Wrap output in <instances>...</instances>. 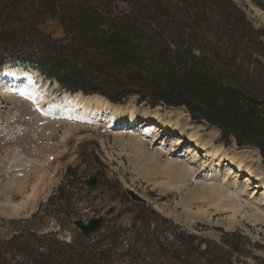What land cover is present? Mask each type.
Segmentation results:
<instances>
[{
	"label": "rangeland",
	"instance_id": "rangeland-1",
	"mask_svg": "<svg viewBox=\"0 0 264 264\" xmlns=\"http://www.w3.org/2000/svg\"><path fill=\"white\" fill-rule=\"evenodd\" d=\"M230 1L253 29L264 32L262 9L252 0ZM253 58L264 68V56ZM9 65L22 70L30 97L19 85L13 86L14 93L0 90V264H264V222L253 218L254 212L264 216V190L257 182L239 173L195 169L202 167L204 159L196 157L191 144L161 135L150 125L140 123L117 133L93 120L50 115L57 112L54 108L64 110V96L76 95L64 94L32 69ZM4 69L0 67L1 73ZM42 92L51 99L43 108L45 116L34 109V97ZM115 107L152 112L171 123L174 113L178 114L182 131L195 133L203 144L240 158L253 176L264 178V164L256 148L239 147L234 141L223 144L216 128L191 120L184 108H150L137 97ZM145 130L153 132L149 138L156 137V143L145 145L154 154L148 167L149 157L143 154V159L140 154L144 161L137 160L141 145H131L133 133ZM127 146H133V152ZM49 156L55 160L48 161ZM181 158L190 160L187 183L166 182L161 169L166 164H180ZM96 171H100L99 182L90 190L85 182ZM211 175L216 179H209ZM221 186L223 193L233 197L220 195ZM127 191L145 202L133 201ZM198 191L201 198L188 201ZM235 198L242 206L238 213L230 209ZM102 217L101 229L87 238L74 226L76 220L86 223ZM41 255L49 257L42 259Z\"/></svg>",
	"mask_w": 264,
	"mask_h": 264
},
{
	"label": "trees",
	"instance_id": "trees-1",
	"mask_svg": "<svg viewBox=\"0 0 264 264\" xmlns=\"http://www.w3.org/2000/svg\"><path fill=\"white\" fill-rule=\"evenodd\" d=\"M263 39L230 0H0V66L117 105L182 107L264 164Z\"/></svg>",
	"mask_w": 264,
	"mask_h": 264
},
{
	"label": "bare ground",
	"instance_id": "bare-ground-1",
	"mask_svg": "<svg viewBox=\"0 0 264 264\" xmlns=\"http://www.w3.org/2000/svg\"><path fill=\"white\" fill-rule=\"evenodd\" d=\"M7 71L10 72V73H7ZM12 72H15V73H12ZM16 73H19V75H16ZM18 85L19 86H23L25 92L28 93V95L30 97L29 87H27L28 86V83H27V79H26L25 75H23L21 77V71L20 70H14V69H11L10 70V69H8L6 67L4 69V72L2 74H0V90H3V91L8 92V93H14V90L12 89L13 86H18ZM23 87L21 89L22 96H23V98H26V96H25V94L23 92ZM47 95H45L42 92V93H39L37 95V97H34L37 100L35 102V104L37 103V105L39 107L37 109L38 114H41L42 115V112H43L42 109L45 108L44 106L49 101H51V99L49 98L50 96L48 97ZM5 97H7L8 99L11 98L10 95H6ZM83 97H98V98L90 99V98H83ZM29 99L31 100V102L33 101V98H29ZM25 100L27 101V99H25ZM61 101L66 105L65 108H64V110L62 111L60 109V107H59V109L58 108H54L52 110L57 109V110H55L57 112H52L51 111L50 115L52 114V115H55L56 116V115L65 114V116H67V115H69V116L73 115L75 118H77V116H78V118L80 120H84L85 122L92 121L93 120V122H96L97 124L98 123L99 124L102 123V125L105 124L106 126H108V128L110 130H116V132H117V130H121L123 132V131H127L129 129L136 128L140 123H142V126H149L150 125V126H152L151 128L153 130H156L155 132H157V133H159L161 135H166L167 134L170 137H177L179 139H183L187 144H191L190 148H193L194 153L197 154L196 157H198V155H199L202 159H204V162L202 163V167L201 168H198L197 167L195 169H197V170L198 169H202L203 170V169H206V168H214L215 170L223 171L224 173L225 172L226 173H229V174H234V173H237L238 174L239 173V174H241V175H243L245 177H248V179L249 180H252V182H255V183L257 182L259 184V186H257V187L260 188L261 190H264V182H260V180L264 181V178H260V177L253 176L251 170L247 166H245L244 161H242L240 158H235V157L229 156L227 152H224L221 148H218L217 146H213L211 144L207 146V145L203 144L200 140H198V135H196L195 133H189V134H187L184 131H182L180 125H178L181 122V119H180L181 117L178 114H175L174 113L175 121L173 123H171V121H167L164 118L160 117L159 114H158L159 116H157L156 114H154L152 112L140 113V112H137L138 111L137 109H134L132 107H115L116 105H113V104L109 103L108 101H105L104 99H102L99 96H82V95L76 94V96H73V97H71V96H64L61 99ZM82 110L85 111V112L79 113L80 111L82 112ZM55 119H57V118H55ZM168 119H169V117H168ZM43 124H45V123L43 122ZM39 126H41V125H39ZM118 132H120V131H118ZM152 133H153L152 131L150 132V131H147V130L141 131V132H137V133L134 132L133 135H132L133 138H134V141H133V139H131V141H133L131 145H133L134 142H136L137 147H139L141 145V149L142 150H139L138 149V151H139V154H138L139 155V158L136 157L137 160L139 162H141V161L143 162L144 161V160H141L140 159V157H141L140 154L143 156V159H144V155H145L146 158L149 157V159H150L149 160V164L146 162L147 163V167H148V165H152V160H154V158H152L154 154L148 153L145 150L146 149L145 148L146 143L147 144L149 143V145H152V144L156 143V141H155L156 137L154 138V136H153L152 139L148 137ZM155 136H156V134H155ZM119 138H120V136H119ZM130 146H127V147H130ZM133 146L130 147L131 148L130 149L131 151H132ZM137 147L134 150H137ZM134 153H135V151H134ZM160 153H161V151H160ZM156 154L158 155V156L156 155L157 156V161H161L162 159L159 158L161 156L158 153H156ZM206 161H209V164H206L205 163ZM144 166H145V164H144ZM161 166H162V164H161ZM188 169H190V160L189 159H186V158H181L180 164H175V163L166 164L161 169V172L160 171L159 172H160V175L162 176V178H164V180L166 182L171 183V184L180 183L181 185H184V184L187 183L186 181L188 180L187 179L188 176H189V170ZM157 172H158V170H157ZM155 176H156V174H155ZM152 178H154V176ZM211 178H215V176L212 177V175H211L209 177V179H211ZM234 180H236V179H234ZM153 181H154V179H153ZM154 184H155V182H154ZM199 187H200V185L197 188H199ZM222 188L223 187L221 186V189ZM223 191H224V189H222V191H221L222 193L220 195L225 196L226 198H227V196H229V197L232 196V194L231 195L228 194V193L226 194V192L223 193ZM234 194H236V193H234ZM201 195L202 194H201L200 191L195 192L192 196H189L188 201L189 200L191 201L192 198H193V200H196ZM236 196L241 197V195H236ZM212 197H214V196H212ZM212 201L215 202V200H212ZM232 201H233V203L235 205L238 202V205L235 206L234 204L231 203L230 204L231 205V208L230 209H231V211H234V213L235 212L238 213L242 209V206L239 205L240 199H236L235 198ZM252 211L254 212V210H252ZM253 218L256 221H263L264 222L263 212H261V214L260 213H257V212L256 213L254 212Z\"/></svg>",
	"mask_w": 264,
	"mask_h": 264
},
{
	"label": "water",
	"instance_id": "water-1",
	"mask_svg": "<svg viewBox=\"0 0 264 264\" xmlns=\"http://www.w3.org/2000/svg\"><path fill=\"white\" fill-rule=\"evenodd\" d=\"M97 176L98 173L93 175L92 178L86 182V185L88 186L89 189L92 190L95 188V185L98 182ZM127 193L133 201L143 202V203L145 202L142 198L135 196L130 191H127ZM74 225L76 226L77 229L81 231L84 237H89L92 233L97 232L101 228L102 219H93L89 221L87 225H84L81 221H76Z\"/></svg>",
	"mask_w": 264,
	"mask_h": 264
}]
</instances>
